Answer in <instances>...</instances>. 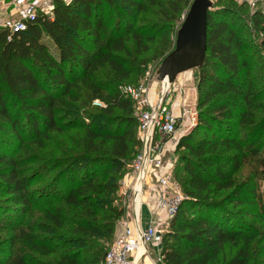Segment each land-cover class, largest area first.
<instances>
[{
    "label": "trees",
    "instance_id": "1",
    "mask_svg": "<svg viewBox=\"0 0 264 264\" xmlns=\"http://www.w3.org/2000/svg\"><path fill=\"white\" fill-rule=\"evenodd\" d=\"M192 1L57 0L52 20L0 29V264H104L140 145L122 89L172 51ZM225 1L208 11L193 71L197 122L175 145L187 199L163 233L162 264H264V61H250L237 27L246 11L261 58L264 15Z\"/></svg>",
    "mask_w": 264,
    "mask_h": 264
},
{
    "label": "built area",
    "instance_id": "2",
    "mask_svg": "<svg viewBox=\"0 0 264 264\" xmlns=\"http://www.w3.org/2000/svg\"><path fill=\"white\" fill-rule=\"evenodd\" d=\"M57 0H0V29L10 34L22 32L27 29V24L32 23L37 17L52 20L55 2ZM70 3L71 0H63ZM239 5H245L249 14L260 12L264 15V0H232ZM162 87L163 84L161 83ZM170 86V85H169ZM123 92L132 100H137L138 92L131 87H124ZM168 90V89H167ZM167 92V91H166ZM162 100L149 109H143L138 102L136 106L138 122V139L142 145L132 164L130 172L132 181L128 185L123 182L128 194L133 213L135 228V240L131 239L133 231L128 222L119 224V230L115 235L114 242L106 252L104 264H141L143 257L149 256L153 264H162L160 253L152 257L147 248L151 245L161 246L163 233L169 222L176 215L180 205L187 199L179 183L173 178L172 172L162 174L157 181V204L164 210V218L151 221L146 229L139 227V213L135 212V205L140 202L144 192V184L163 165L160 155L166 146L176 145L175 136L170 132L174 130L175 118L165 113ZM96 106H102L95 101ZM148 104V103H146ZM149 106V105H148ZM186 122L183 132H189L197 122V112L189 110L183 115ZM186 119V120H185ZM143 252L139 254V250Z\"/></svg>",
    "mask_w": 264,
    "mask_h": 264
},
{
    "label": "rangeland",
    "instance_id": "3",
    "mask_svg": "<svg viewBox=\"0 0 264 264\" xmlns=\"http://www.w3.org/2000/svg\"><path fill=\"white\" fill-rule=\"evenodd\" d=\"M211 1L213 3V9L227 5L225 0H211ZM235 4L237 6H244V5H239L237 3H235ZM238 11L242 15L241 16L239 14L238 16L241 17V20H243V22L238 21L237 27H239L241 25V23H243L245 25V27L247 26L245 29L241 28L240 33H241L242 38L243 39L246 38L247 39L246 42L254 47L248 53V57H250V59H251L250 61L255 64V67H259V66L263 65L262 62L264 61V55L261 58L258 57L259 53H258V55H256V53L258 52L257 50H259L258 45H259L260 40L262 38V34L259 35L257 33V31L252 28V26L250 27V24L248 22V18L247 19L245 18V17H247L246 11H244V12L240 11V10H238ZM155 12L156 11H152L151 13L144 15L143 18L147 19L148 21H152L154 19L152 13H155ZM184 14L186 15V11ZM185 15L182 16L180 23L178 25V28H179L180 24L182 23ZM158 67H159V65L156 62L149 63L146 66L145 71L142 74V78L140 79L138 84L131 86V88L137 90V92H138L137 100H132V101H134L136 106H138V102H140V103L144 102L142 104V108L143 109H147V108L149 109L150 105L155 106L156 104H158V102H160V100H162L161 103H162V105H164V107L166 109L165 113L172 115L175 118L174 130L172 132H170V135L176 136L177 134H179L183 131L184 126L186 125V122L182 120V119H184L183 115L186 112H188L189 110H191V111L196 110L195 85H196L197 74L194 72H191V71L184 72V73L180 74L179 76H177L175 81L169 86L167 92L165 93V96L162 97V85H161V83L157 82L156 78H155V72L157 71ZM263 77H264V75H263ZM260 85L264 86V78H263V81L260 82ZM260 85H258V87H260ZM146 103H148V104H146ZM75 131L76 130H73V131H70L69 133L73 134ZM137 132H138V130H137ZM137 137H138V133H137ZM176 142H177V140H176ZM52 146L50 148H52ZM141 147H142V145L140 143L138 150H140ZM174 150H175V145L172 146L169 144L168 146H166V148L162 151V153L160 155V159L163 160L162 166L165 167L164 164H167L168 170H170L172 172L171 173L172 176L174 173V167L177 165V155L174 154ZM30 153H35V151L32 150V151H30ZM165 154H166V157H165ZM243 171H244V175H247L250 172L249 168H247V167L244 168ZM130 176H131V172L129 170L125 173V175L123 176V178L120 182V190H119V196L121 199L120 202H121V205L126 210L125 217L122 221L123 223L127 222V220H129L130 208H132L130 203H129L128 194L125 190L126 189L125 185L123 184L124 181H126V183L128 185L130 184V182H131ZM260 176L261 177H259L258 187H259L260 193H262V195H263V202L262 203L264 204V176H262V174H260ZM35 185H37V184H35ZM122 222L118 223L117 232L119 230V224H121ZM143 222L146 224L145 216H144ZM256 222L258 223V225H261V222H259L258 220H256ZM5 235H7V234H2L0 236V239H1V237H5ZM114 238H113L112 242L110 244H108L107 251L112 246V244L114 242Z\"/></svg>",
    "mask_w": 264,
    "mask_h": 264
},
{
    "label": "water",
    "instance_id": "4",
    "mask_svg": "<svg viewBox=\"0 0 264 264\" xmlns=\"http://www.w3.org/2000/svg\"><path fill=\"white\" fill-rule=\"evenodd\" d=\"M211 0H193L176 31L172 51L161 61L155 72L156 81L163 84L162 97L169 85L184 72L200 69L205 61L208 11ZM166 76L169 79L165 80Z\"/></svg>",
    "mask_w": 264,
    "mask_h": 264
},
{
    "label": "crops",
    "instance_id": "5",
    "mask_svg": "<svg viewBox=\"0 0 264 264\" xmlns=\"http://www.w3.org/2000/svg\"><path fill=\"white\" fill-rule=\"evenodd\" d=\"M183 131L175 136V138L178 140L182 135H184ZM174 146V145H173ZM166 157V154H165ZM163 161V160H162ZM165 167L162 166L160 171L155 172L154 174L151 175V177L146 181L144 184V192L142 197L140 198V202H138L135 207L137 208L135 212L138 211L139 213V227L141 229H146L148 224L151 221L158 220V219H163L164 218V210L159 207L157 204V195H158V189H157V181L159 177L164 174L169 172L167 164H164ZM132 175L130 176L131 181ZM131 203V202H129ZM144 216L146 218V224L143 222ZM131 230L133 231L131 239L134 241L135 240V228L136 224L134 222V217L133 213L130 211L129 214V220H127ZM148 253L154 257L156 254L160 253L161 251V246H154L151 245L147 248ZM141 264H153L152 259L149 256L143 257Z\"/></svg>",
    "mask_w": 264,
    "mask_h": 264
},
{
    "label": "bare ground",
    "instance_id": "6",
    "mask_svg": "<svg viewBox=\"0 0 264 264\" xmlns=\"http://www.w3.org/2000/svg\"><path fill=\"white\" fill-rule=\"evenodd\" d=\"M167 79H169L168 76H166V78L164 79V81L167 80ZM136 209H137V208H135V210H136ZM142 252H143V250L140 249V250H139V254H141Z\"/></svg>",
    "mask_w": 264,
    "mask_h": 264
}]
</instances>
